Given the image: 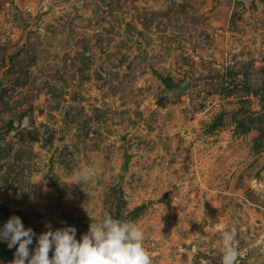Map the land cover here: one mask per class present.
I'll return each instance as SVG.
<instances>
[{
  "label": "rangeland",
  "instance_id": "374dc122",
  "mask_svg": "<svg viewBox=\"0 0 264 264\" xmlns=\"http://www.w3.org/2000/svg\"><path fill=\"white\" fill-rule=\"evenodd\" d=\"M261 133L264 0H0V227L110 214L153 264H221L230 229L264 264Z\"/></svg>",
  "mask_w": 264,
  "mask_h": 264
},
{
  "label": "clouds",
  "instance_id": "9594fccd",
  "mask_svg": "<svg viewBox=\"0 0 264 264\" xmlns=\"http://www.w3.org/2000/svg\"><path fill=\"white\" fill-rule=\"evenodd\" d=\"M96 170L85 166L75 170L68 185L94 183ZM45 231L37 235L31 227L25 228L19 216H11L0 227V242L15 248L10 264H153L145 248L144 231L133 221H124L105 214L91 222L88 231L77 239V229L65 226L53 229L45 224ZM36 241L35 247L33 241ZM232 230L220 234L223 247L221 264H238L240 249L234 246Z\"/></svg>",
  "mask_w": 264,
  "mask_h": 264
},
{
  "label": "trees",
  "instance_id": "16d2710c",
  "mask_svg": "<svg viewBox=\"0 0 264 264\" xmlns=\"http://www.w3.org/2000/svg\"><path fill=\"white\" fill-rule=\"evenodd\" d=\"M163 82H165L166 86L168 87L169 86V81L167 79H164ZM248 129H244V131L246 132ZM1 221H0V226H1ZM33 243H36L35 239L33 241ZM14 249V248H13ZM13 249H9L7 247V244L4 243V242H0V262L2 264H6L9 260H10V257L12 255V251Z\"/></svg>",
  "mask_w": 264,
  "mask_h": 264
},
{
  "label": "water",
  "instance_id": "95a60500",
  "mask_svg": "<svg viewBox=\"0 0 264 264\" xmlns=\"http://www.w3.org/2000/svg\"><path fill=\"white\" fill-rule=\"evenodd\" d=\"M123 159H124V163L121 167V171H126L131 157L127 153H124Z\"/></svg>",
  "mask_w": 264,
  "mask_h": 264
},
{
  "label": "crops",
  "instance_id": "0c3cea01",
  "mask_svg": "<svg viewBox=\"0 0 264 264\" xmlns=\"http://www.w3.org/2000/svg\"><path fill=\"white\" fill-rule=\"evenodd\" d=\"M248 132V131H247ZM249 132H251V129H250V131ZM261 135H262V137L264 136V133H261ZM253 137H255V136H253ZM254 140V139H253ZM257 142H259V141H256V143Z\"/></svg>",
  "mask_w": 264,
  "mask_h": 264
}]
</instances>
